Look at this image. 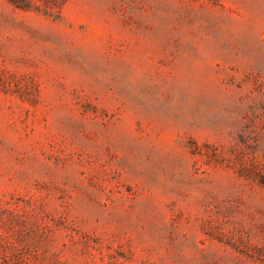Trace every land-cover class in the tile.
<instances>
[{"label": "rangeland", "instance_id": "374dc122", "mask_svg": "<svg viewBox=\"0 0 264 264\" xmlns=\"http://www.w3.org/2000/svg\"><path fill=\"white\" fill-rule=\"evenodd\" d=\"M0 0V264H264V0Z\"/></svg>", "mask_w": 264, "mask_h": 264}, {"label": "trees", "instance_id": "16d2710c", "mask_svg": "<svg viewBox=\"0 0 264 264\" xmlns=\"http://www.w3.org/2000/svg\"><path fill=\"white\" fill-rule=\"evenodd\" d=\"M9 2H12L13 4H15L16 6H18V7H22L23 8V6L22 5H20L19 3H17L16 1H14V0H8Z\"/></svg>", "mask_w": 264, "mask_h": 264}]
</instances>
